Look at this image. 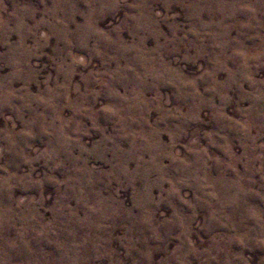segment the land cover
I'll return each mask as SVG.
<instances>
[{
    "label": "clouds",
    "instance_id": "clouds-1",
    "mask_svg": "<svg viewBox=\"0 0 264 264\" xmlns=\"http://www.w3.org/2000/svg\"><path fill=\"white\" fill-rule=\"evenodd\" d=\"M0 264H264V0H0Z\"/></svg>",
    "mask_w": 264,
    "mask_h": 264
}]
</instances>
